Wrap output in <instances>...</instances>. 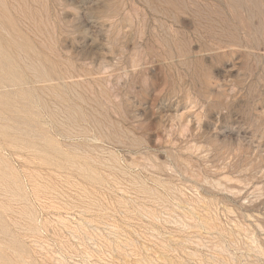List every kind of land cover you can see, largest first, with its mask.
<instances>
[{"label":"rangeland","instance_id":"obj_1","mask_svg":"<svg viewBox=\"0 0 264 264\" xmlns=\"http://www.w3.org/2000/svg\"><path fill=\"white\" fill-rule=\"evenodd\" d=\"M0 264H264V0H0Z\"/></svg>","mask_w":264,"mask_h":264}]
</instances>
